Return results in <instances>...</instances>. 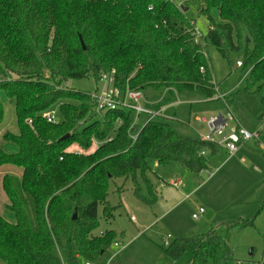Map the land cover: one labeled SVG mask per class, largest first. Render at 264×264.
<instances>
[{"label":"trees","instance_id":"trees-1","mask_svg":"<svg viewBox=\"0 0 264 264\" xmlns=\"http://www.w3.org/2000/svg\"><path fill=\"white\" fill-rule=\"evenodd\" d=\"M196 1L208 22L205 35L185 9L168 0H0V92L14 101L19 127L18 135L3 137L18 152L0 149V169L22 170L20 177L2 178L8 218L0 216V260L5 264H61L55 255L59 246L69 250L71 262L79 255L96 259L117 238L114 232L95 235L100 207L104 217L111 216L112 181L132 180L140 196V174L154 197L145 176L153 163H178L197 176L210 170L217 145L180 135L167 122H150L138 131L132 112L98 115L91 95L64 86L90 76L98 84L108 76L122 92L199 90L212 98L217 90L208 55L212 47L226 60L231 52L244 51L240 69L253 77L250 90L263 93L264 0ZM54 109L59 121L50 124L44 116ZM131 132L138 134L135 143ZM93 140L101 145L92 155L68 152L75 144L87 152ZM160 249L178 264H222L232 258L227 240L213 230Z\"/></svg>","mask_w":264,"mask_h":264},{"label":"rangeland","instance_id":"rangeland-1","mask_svg":"<svg viewBox=\"0 0 264 264\" xmlns=\"http://www.w3.org/2000/svg\"><path fill=\"white\" fill-rule=\"evenodd\" d=\"M172 1L187 10V18L196 23L200 34L207 33L208 22L200 13L199 2ZM208 55L212 60L217 87L214 97L209 98L199 90L168 93L164 89H149L145 91L148 100L142 104V109L156 112L173 106L163 110L161 118L154 117L153 122H167L180 135L187 137L206 136L209 134L206 122L219 115L227 118L229 114L232 120L227 123L226 133L233 128L256 132L262 124L264 126V92L250 90L252 75L237 67V62L244 60V51L231 52L226 60L210 47ZM64 86L89 95H106L107 90L112 92L111 86L106 82L97 84L92 76L66 82ZM219 96H225V99L215 100ZM0 102L3 107L0 149L17 153V146L3 139L4 135L19 134L14 101L2 91ZM51 113L59 121L57 109ZM133 118H136L135 114ZM146 120V116L139 118L138 131L143 129ZM260 140L263 144L264 135ZM253 143L234 156L220 148L216 156L210 157V170L199 176L178 163L165 167L151 164L145 176L154 197L150 196L140 174L138 183L143 189L140 196L136 194L138 186L132 180L115 179L108 191L111 216L104 217V209L100 207V225L95 232L96 236L114 232L117 238L113 245L107 246L96 259L79 255L75 262H71L69 250L60 246L56 247L55 255L61 264H178L160 249L165 246L169 235L172 236L168 240L170 243L178 238H193L213 230L227 240L232 250V258L222 264H264V150ZM100 145L93 140L87 152L77 144L72 145L68 152L92 155ZM7 173L20 177L22 170L11 165L0 169V216L5 219L8 218L4 208L7 197L2 188V178ZM177 181L178 187L171 184ZM200 208L207 213L196 221L193 214ZM209 213L213 214L210 218ZM241 224L248 226L241 227ZM115 244L124 248H116ZM0 264L5 263L0 260Z\"/></svg>","mask_w":264,"mask_h":264},{"label":"built area","instance_id":"built-area-1","mask_svg":"<svg viewBox=\"0 0 264 264\" xmlns=\"http://www.w3.org/2000/svg\"><path fill=\"white\" fill-rule=\"evenodd\" d=\"M169 2L174 3L172 0H168ZM175 4V3H174ZM177 7L182 10L178 5ZM149 11H153V8L150 7ZM237 67L240 69L243 67L242 62H237ZM101 82H106L109 86L112 87V92L109 93L107 90L106 95H91V98L95 102V113L103 114L107 112H115V111H128L132 112L136 115L134 118L133 126H138V121L141 116H146L147 120L145 122L144 127L153 122L154 117L161 118V112H148L142 109V104L146 102V97L143 92H134L127 90L122 92L119 88H115L113 85V79L108 76H103ZM225 96H219L215 100H224ZM45 119L50 124H57L58 120H56V115L54 113L45 114ZM232 120L231 114L228 115L227 118L218 116L216 118L211 119L206 122L209 134L204 137H201L204 141L209 142L211 144L217 145L220 148L225 149L230 156L237 154L242 146L250 142H260V138L264 133V129L260 128L256 132H249L244 128H233L229 133H226L227 123ZM31 124V122H29ZM119 126L122 125V121H118ZM130 139L133 143H135L138 139V134L131 132ZM110 139L109 141H111ZM79 154V153H77ZM202 155H206V152H203ZM178 182L173 184L177 186ZM206 210L200 208L196 213L193 214L194 220H199L201 217L206 215ZM172 236H168L165 241V246L169 245L168 240H170ZM116 248H124L123 245L115 244Z\"/></svg>","mask_w":264,"mask_h":264},{"label":"crops","instance_id":"crops-1","mask_svg":"<svg viewBox=\"0 0 264 264\" xmlns=\"http://www.w3.org/2000/svg\"><path fill=\"white\" fill-rule=\"evenodd\" d=\"M166 92H168V93H172V92H174L173 90H165ZM146 92H148V91H146ZM144 93V95H145V97H146V101L148 100V97H147V95L145 94V92H143ZM176 93V92H175ZM171 107H173V106H168V107H166V108H162L161 110H158V111H156V112H161L162 113V111L163 110H165V109H168V108H171ZM260 128H263L264 129V126H263V124L260 126ZM259 130V129H258ZM262 135H264V133L262 134ZM254 142V143H253ZM253 142H250V143H247V144H245L244 146H242L241 148H240V150H239V152L238 153H240V151H242V149H245V148H247L250 144H254L256 147H258L260 150H264V143L262 144L261 143V140H260V142L259 143H257V142H255V141H253ZM256 143V144H255ZM250 148V147H249ZM237 153V154H238ZM237 154H235V155H237ZM234 156V155H233ZM157 165V164H156ZM177 182H179V181H177ZM171 184L173 185V184H175V183H173V182H171ZM170 184V185H171ZM174 186V185H173ZM179 185L177 184V186H175V187H178ZM213 215V214H212Z\"/></svg>","mask_w":264,"mask_h":264},{"label":"water","instance_id":"water-1","mask_svg":"<svg viewBox=\"0 0 264 264\" xmlns=\"http://www.w3.org/2000/svg\"><path fill=\"white\" fill-rule=\"evenodd\" d=\"M187 10H185V13H186ZM80 41H81V45H82V48L85 50L86 47H85V44H84V41L82 40V38L80 37ZM71 135L67 134L66 136H64L63 138L60 139L61 142H64L66 140H68L70 138ZM212 217V213H209L208 215V218ZM78 218V214H77V211L74 212V216H73V220L76 221Z\"/></svg>","mask_w":264,"mask_h":264}]
</instances>
